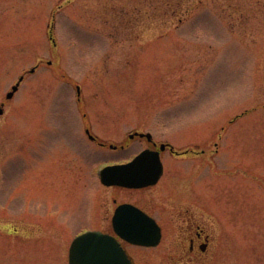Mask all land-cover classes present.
I'll list each match as a JSON object with an SVG mask.
<instances>
[{
  "label": "rangeland",
  "instance_id": "rangeland-1",
  "mask_svg": "<svg viewBox=\"0 0 264 264\" xmlns=\"http://www.w3.org/2000/svg\"><path fill=\"white\" fill-rule=\"evenodd\" d=\"M197 3L181 20L159 0H0V264H69L77 236L111 231L112 199L141 193L98 171L145 147L111 151L136 131L195 153L167 158L150 214L169 228L191 206L214 240L183 260L168 229L135 264H264V0Z\"/></svg>",
  "mask_w": 264,
  "mask_h": 264
},
{
  "label": "flooded vegetation",
  "instance_id": "flooded-vegetation-1",
  "mask_svg": "<svg viewBox=\"0 0 264 264\" xmlns=\"http://www.w3.org/2000/svg\"><path fill=\"white\" fill-rule=\"evenodd\" d=\"M1 107L4 109L5 104H2ZM83 117L86 118L87 114H83ZM86 134L88 135L91 133V130L89 128L85 129ZM95 138H89L90 142L95 143L99 145V147H105L106 145L101 143L99 139L94 136ZM140 141V143L144 144L145 147L140 150L138 153L134 154L132 157L127 159L124 162L116 163V164H127L133 161L138 155L145 151H149L152 153V158L150 161H148L147 166V173L146 176L149 177V179H156L157 181L155 183L148 184L141 188H127L123 186H104L109 189L118 190L120 192H127L128 194H139L138 197H140L138 200H131L128 199L127 201H120L117 198L112 199L113 203V209L110 216V227L111 231L108 233L115 236L120 242L123 244L127 252L130 253V248L132 247H139L134 246L131 244L126 243L122 237H119L116 235L115 232V226L119 228H126L129 226V223L131 222V218L134 214V211L132 210H125L121 212L122 217H119V220H116V213L118 208L121 205H130L137 209L138 211L145 213L146 215H149L152 217L160 226L161 228V240L165 239V234L168 232V229H171V236L172 240H182V259L185 258L190 261H202L210 252L211 250V244L214 240V236L208 228V223L206 219L203 216H197L195 214V210L192 209L191 206H178L173 211V220L171 221V226L169 228H165L161 223L158 222L156 217L150 214L148 206H150V201L148 202V198L145 197L147 192L154 187L160 186L164 180L166 181L167 177V171H168V163L167 158L171 157L174 160H180L184 158H193L194 151L187 149V150H177L174 146H172L169 142H162L155 140L153 137V134L151 133H145V132H135L133 134H130L128 136V142L125 144H122L121 146H109L111 151L116 152H125L127 153L130 151V148L133 143L137 140ZM18 152V151H17ZM202 154L205 155L206 151H202ZM197 155V154H196ZM195 155V156H196ZM199 155V154H198ZM173 183V181H170ZM164 184V183H163ZM173 186V184L171 185ZM170 187V183H168V186ZM3 192V189H2ZM30 204V205H29ZM25 210L23 211L25 215L29 216L30 218H34V209L35 207L31 203H26ZM23 205V206H24ZM21 207V206H20ZM131 216V217H130ZM139 219V218H138ZM134 218V222H138L139 220ZM117 223V224H116ZM13 230L20 234L19 226H13ZM139 248H146V247H139Z\"/></svg>",
  "mask_w": 264,
  "mask_h": 264
},
{
  "label": "water",
  "instance_id": "water-1",
  "mask_svg": "<svg viewBox=\"0 0 264 264\" xmlns=\"http://www.w3.org/2000/svg\"><path fill=\"white\" fill-rule=\"evenodd\" d=\"M32 69L31 72H34ZM24 77L13 87L7 95L12 99L18 91ZM78 98L81 97V89L78 86ZM4 110L0 108V115ZM147 153L142 154L134 162L127 165L110 166L101 171V180L106 185H121L129 188H141L154 183L144 181L141 177L143 162ZM137 214L138 222L131 221L125 229H116L126 241L140 246H157L161 241V232L155 226V222L145 215ZM70 264H132L126 251L112 236L101 232H87L78 237L70 249Z\"/></svg>",
  "mask_w": 264,
  "mask_h": 264
},
{
  "label": "trees",
  "instance_id": "trees-1",
  "mask_svg": "<svg viewBox=\"0 0 264 264\" xmlns=\"http://www.w3.org/2000/svg\"><path fill=\"white\" fill-rule=\"evenodd\" d=\"M159 2L162 6L163 14L171 13L181 20L191 12L197 3L195 0H159Z\"/></svg>",
  "mask_w": 264,
  "mask_h": 264
}]
</instances>
